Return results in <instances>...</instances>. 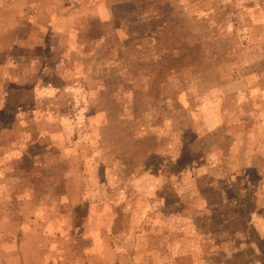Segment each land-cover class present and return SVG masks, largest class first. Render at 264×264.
Listing matches in <instances>:
<instances>
[{
  "label": "rangeland",
  "instance_id": "rangeland-1",
  "mask_svg": "<svg viewBox=\"0 0 264 264\" xmlns=\"http://www.w3.org/2000/svg\"><path fill=\"white\" fill-rule=\"evenodd\" d=\"M0 264H264V0H0Z\"/></svg>",
  "mask_w": 264,
  "mask_h": 264
},
{
  "label": "crops",
  "instance_id": "crops-1",
  "mask_svg": "<svg viewBox=\"0 0 264 264\" xmlns=\"http://www.w3.org/2000/svg\"><path fill=\"white\" fill-rule=\"evenodd\" d=\"M17 12L20 13V8H18V11Z\"/></svg>",
  "mask_w": 264,
  "mask_h": 264
}]
</instances>
